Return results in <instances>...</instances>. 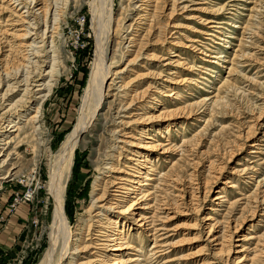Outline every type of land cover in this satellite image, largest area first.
Segmentation results:
<instances>
[{
	"label": "rangeland",
	"instance_id": "1",
	"mask_svg": "<svg viewBox=\"0 0 264 264\" xmlns=\"http://www.w3.org/2000/svg\"><path fill=\"white\" fill-rule=\"evenodd\" d=\"M151 1L146 15L138 8L139 0H105L111 18L105 17L107 24L99 34L92 19L94 11L104 8L103 0H60L54 7V34L45 48L49 63L41 69L47 72L55 61L57 70L37 123H28L37 94L11 118L0 111V128L8 129L9 119L20 128L0 134V140L9 142L4 163L0 160V264H37L50 247L55 212L49 191L51 169L78 120L94 108L96 91L82 113L101 46L110 67L104 100L80 135L63 195L68 231L62 240L70 244L71 252L79 251L60 264L95 263L97 250L91 248L96 246L88 235L92 232L97 238L91 220H96L99 210L91 206L109 184L114 187L109 195L118 194L115 184L130 172L126 165L138 163L141 174L132 186L137 189L146 183L141 189L152 194L140 202L136 214L150 213L156 224L162 218L168 231L165 237L171 247L161 263L236 264L245 258L243 264H264V0ZM17 15L0 0V35L10 41L20 30L13 24ZM209 18L225 24H206ZM129 26L136 32L135 46L125 37ZM194 39L205 45L202 50L209 49L204 50L208 56L220 55L219 63H211L214 60L197 51L199 47L196 52L187 48L191 46L187 41ZM7 52L3 49L0 65L12 68L17 60ZM122 70L108 89L114 74ZM221 82L224 85L215 91ZM0 89L2 95L6 86ZM21 95L14 94L6 104ZM215 99L219 106L212 105ZM141 116L153 120H138ZM253 144L260 146L253 149ZM144 155L150 163L141 162ZM145 175L152 180L143 181ZM227 181L235 188H229ZM130 196L119 208L133 201ZM219 196L222 199L215 200ZM146 204L152 206L148 211ZM138 218L127 223L126 244L112 255L154 264L153 231L138 228ZM4 228L15 234L14 241L2 237ZM213 239L217 242L211 244ZM62 240L55 252L56 264ZM215 249L222 252L214 256ZM113 259L96 264H110Z\"/></svg>",
	"mask_w": 264,
	"mask_h": 264
},
{
	"label": "bare ground",
	"instance_id": "2",
	"mask_svg": "<svg viewBox=\"0 0 264 264\" xmlns=\"http://www.w3.org/2000/svg\"><path fill=\"white\" fill-rule=\"evenodd\" d=\"M3 1L5 3H8V6H10V9L13 12V14L14 13L18 14L15 17L17 18V20L13 24L20 27V30L16 31L17 33H15V35L13 36V41L12 40L10 41L8 40V38L0 35V55H2L3 49L8 48V52H9V53L7 52L8 55L9 54L12 55L14 59L17 60L15 61V64H14L15 66L12 68L10 67L8 68L7 65H4V66H1L2 64L0 65V87L3 88L4 86H6L5 92L2 95H0V111L1 110L3 111L2 115H4L5 118H11L12 115H14L19 110L17 109L18 107H22V105L27 104L30 100H32L33 95L37 94V96L34 98V100L37 102L35 105V111H33L31 115L29 114L30 117L28 118V123L32 122L31 124L33 125L34 123L35 124L37 123L36 119L38 117V113L40 112V105H42L46 101L54 85L52 84V82L55 81L54 80L55 70H57L54 68L55 64H53L55 63V61L54 62L52 61L53 63L51 64V68L47 72L42 71L41 68L46 66V64L49 63L47 62V60L49 59L48 52H45V48H46L48 39H52V33H53L52 31L54 30L52 25L54 23L53 24L51 23L52 21L51 18L53 17L52 22L56 21L54 12L56 10L58 1L60 0H54V3L51 2L50 0H3ZM139 1L141 4L140 6H138V8H141V10L145 12L146 15H148V8L150 7V3L152 1L151 0H139ZM175 2L176 0H174V3ZM102 4L104 8H102V10L99 12L94 11L95 14L93 15V19H92L93 27L95 28L97 34H99L100 30L107 24L105 22V17L108 16L109 17L108 19L111 18V9H110L111 7L109 6L110 7L109 10H107L105 0H103ZM54 7H55V10H53ZM175 9L176 8L173 5L172 11H174ZM214 19L215 18H209L207 20L205 19L206 24H211V23L219 24V25L225 24L223 22L215 21ZM8 21H11V20H8ZM104 22L106 23L105 25H103ZM40 27H43L44 29L40 31L39 30ZM210 27L219 28L216 26H210ZM129 30L130 31L126 34L125 37L128 39L130 45L132 44V46H135L134 44L136 42V38H135L136 32L134 31V28L131 26H129ZM206 35H209L216 39L218 38L217 35H215V32L214 33L207 32ZM106 40H104L103 42H105ZM187 42L191 43V46H187V48H192L195 51L199 47L197 51H200L201 54L208 56L207 53H204V50L209 51V49L202 50V48L205 45L203 46L199 40L194 39L191 41L188 40ZM95 55H96V60L94 61V67L93 69L91 68L92 71H91L90 78L87 84L88 86H87V89L85 90L86 92L84 93L85 102H84V105L82 104L83 106L82 107L83 111L81 110L82 113L86 109L85 105H87L89 97L92 95L94 91H96V95H97L95 97L96 101L94 104V108L91 105L93 109L90 111V113L85 115V112H84L85 117H81L78 120V123L74 127L73 131L67 136L66 140L61 145L60 149L58 150V154H57L56 161H55L56 166L51 169L52 171L50 175V182H49L50 190L49 191L55 203L54 220H53V226L51 227L52 234H51V240H50V247L45 251L43 257L37 264H56L54 263V261L56 257L55 252L57 251V246L59 242H61L62 238H64L63 234L68 231V224L66 223L64 209H63V202H64L63 195L65 192L66 183L69 177L70 169L72 167L74 151L77 148L81 133L83 132V130L87 128L90 121L97 115V110L100 108V106L103 103V100H104L103 89L108 80L107 76L110 73V67L106 66L105 64L106 49L101 46L100 48L97 49V53ZM175 55L176 54H173V56ZM208 57L214 60L211 62L213 64H218L220 59H222V57L218 54L212 55L211 57L208 56ZM40 64L43 66H40ZM111 64H114L113 59L111 61ZM231 71H232V67H229V72ZM122 72L123 70L118 71L114 74V79H112L109 85H107L108 89L111 86H114L116 79H120V74H122ZM182 81L184 82L186 80L184 79ZM220 84L221 85L218 86L215 91L220 90L221 86L224 85V82L223 83L221 82ZM124 87L126 88L125 85L120 88H124ZM20 92L22 93L21 98L15 101V103H12L11 101L10 103L6 104V102H9L10 97ZM214 96L212 98H214ZM218 99L217 100L215 99V101H212L213 106L220 105V100ZM137 116L139 115L137 114L136 117ZM142 118L144 120L145 119L147 120L148 118L153 120L152 117L145 118L143 116H141L140 118L138 117L137 119L139 120ZM7 123L9 125L7 127L8 129L0 128V134L7 135V133L17 132L20 129L18 126L19 123L15 124L14 121H10V119L7 121ZM167 127L165 126L164 129L167 130L168 129ZM5 142L6 141L2 137L0 140V160H2V163H4L5 161L3 157L7 150L6 145L9 143V142L5 143ZM258 146L260 145L259 144L252 145L253 149L257 148ZM145 147L149 148V146L147 145ZM155 147L157 146H153L152 149H155ZM251 153H256V151H252ZM148 157L149 156L144 155V159L141 162L150 163V160L148 159ZM129 160H132V159L130 158ZM134 165L127 164L126 168L130 171L127 173V178L118 179L119 183L115 184V185H119L118 187H116L117 189L120 190V191H116L118 192V194L109 195L110 187L114 188L110 186L109 184V188L107 187V189L103 191L102 198H97L93 202V205L91 206V208H95V210H99V212L96 213L94 217L96 220H93V219L91 220L92 230H97L95 231V233H97L96 234L97 238L94 239L92 237L94 235H92V232H91L88 235L90 236L88 240L89 242L94 244L93 246H96V247H91L97 250V252L93 253L94 254L93 257L95 259L93 262L95 263L87 261V262H83L80 264H96L97 261L104 262L105 259L112 258L113 256L115 257V259H113V261H111L110 264H144V263H141V261L136 258H131V259L129 258L126 261H123V260H117V258L120 256L119 254L112 255L113 252H119L120 250H122L120 247L122 246V244H126L125 243L126 241L123 240V237L126 236V235L123 236V229L127 227V223L130 220H132V218H134L135 216L137 217L139 216V218L136 219V226L138 228L147 227V229H149V232L153 231V234L151 236L153 237L155 243L152 247L151 252H153L152 255L154 257L153 258L154 264H171L170 263L171 261H164L163 263H161L162 258L166 254L169 253L168 250L171 247L166 242V239L169 237H165L168 231L165 229V226L163 222L161 221L162 218L159 219L160 223L156 224L155 223L156 219L153 217V215L150 216L149 215L150 213H147L144 215L143 214L138 215V213L136 214L137 212L136 210H137V207L140 205V202L145 201L148 198V196L152 193H147V192L144 193V191L141 189L144 186H146V183H140L139 187L141 188H137V189L134 188V186H132L133 184H137L134 179L138 178V174H141V168H142V166H140L139 163L138 165L136 164ZM106 170L107 172L108 171L110 172L111 169L110 167H107ZM148 170L149 172H154L153 169H148ZM59 172H61V175H59L60 174ZM62 175H64V177ZM142 178H143V181L152 180V178L148 177V175L142 176ZM226 183H231V184H228L229 188H235V185L232 182L227 181ZM115 185L113 184V186ZM132 193L136 194V196L131 197L130 194ZM109 196H111L110 199H108ZM129 196L131 197V199H133V201L126 207L119 208V206L122 203L128 200ZM221 199H222V196L215 198V200H221ZM100 203H102V205H100ZM151 208L152 206L150 204H146V206H144V210L146 211L150 210ZM110 211L115 212L116 216L109 215L108 213H110ZM167 218H172V217L168 216ZM210 232L211 230L209 231V234ZM228 239H230V236H228ZM209 242H211L212 244V242H217V240L213 239V241H209ZM114 243L116 245H114ZM213 246H217V245H213ZM125 248H131V247L127 246ZM71 250L72 249L70 247V244L67 242L65 243L63 239L60 250H59L60 251L59 256H58L59 261L57 264H60V262L63 259L67 258L68 255H71V254L74 255L75 252L79 251L77 249L78 251L76 250V251L71 252ZM244 250L245 249H242L240 252H243ZM214 251H215L214 256H217L222 252V250H216V249ZM229 251L230 249L226 251L227 255L228 253H230ZM77 255L78 254H76V256ZM244 260L245 258L239 259L236 264H243L242 262Z\"/></svg>",
	"mask_w": 264,
	"mask_h": 264
},
{
	"label": "crops",
	"instance_id": "3",
	"mask_svg": "<svg viewBox=\"0 0 264 264\" xmlns=\"http://www.w3.org/2000/svg\"><path fill=\"white\" fill-rule=\"evenodd\" d=\"M11 224V227L13 226V222H11L10 223ZM7 229V228H6ZM5 228H4V232L3 233H1V235H3L4 233H5V235L4 236H2L4 239H7V238H10L12 241H14L15 240V234L14 233H12L11 232V234H9V232H7V230H6Z\"/></svg>",
	"mask_w": 264,
	"mask_h": 264
}]
</instances>
